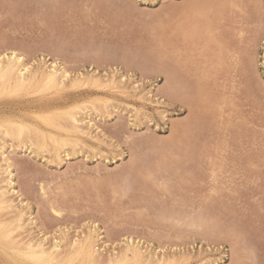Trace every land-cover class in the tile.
Wrapping results in <instances>:
<instances>
[{
	"label": "rangeland",
	"instance_id": "rangeland-1",
	"mask_svg": "<svg viewBox=\"0 0 264 264\" xmlns=\"http://www.w3.org/2000/svg\"><path fill=\"white\" fill-rule=\"evenodd\" d=\"M219 1L216 0L217 3ZM226 1L228 8L225 5ZM226 1H220L224 3L222 5V7L225 6L223 7L225 8L224 12L219 11L217 15L216 11H211L212 15L214 14L211 17L215 22L214 26L217 25L215 26V32L218 30L217 37L222 33L220 38L218 37L219 41L221 44L226 42L224 46L229 50L224 52L225 49L222 45L223 55L219 56L216 52L214 53L218 59L215 56L213 58L215 61L212 59L215 64L212 62L204 64L201 58L196 57L197 53L192 57L194 51L190 48L192 55L186 53L187 50L180 53L179 56L182 58L179 57V49L183 48L177 46L179 49L177 51L175 49L178 61L175 63L176 66L174 63L172 64V60H176V57H172L173 55L169 51L171 52V42L175 39V35L172 33L176 34L174 30V26L177 25V23L175 25V15H177V10L187 2L186 0H0V59L11 65L14 60L12 52H15L16 57H22V62L31 70L39 72L48 71L50 63L56 61L57 73L65 71L68 75L62 86L45 85L43 81L41 83L39 80V82L36 81L33 85L18 91L0 87V123L17 120L22 124H28L19 139L16 137L19 128L10 127L11 135L7 138L2 136L4 129L0 128V186L2 185L0 188L5 190L6 199L11 206L9 209L0 208V216L3 214L0 217V264H88L83 261L81 255L76 254V250L89 233H92L94 238L95 254L97 253L99 256L98 259L104 260L103 262L101 259L98 264H240L242 260L246 261V263L242 261V264H247V262L248 264H264V0ZM241 10L244 13H241ZM170 12L175 13L170 15ZM222 12L223 15H221ZM170 17L175 18L174 23L170 22ZM216 21H218L217 24ZM170 24L174 28H170ZM222 26L225 28H221ZM170 32L171 35H169ZM170 37L173 39L170 40ZM179 38L176 40L180 41ZM181 42L175 44H182ZM184 47L187 49L188 45H184ZM218 57H222V59L220 58L219 61ZM225 58H227L226 62ZM184 59L189 63L186 61L184 64ZM194 62L201 63L195 64ZM211 64L212 70L210 69ZM221 64L224 66L220 67ZM196 65L201 66V71L200 67L198 68ZM214 67L216 70H213ZM179 68H183L185 71L181 72L183 69ZM173 70L175 72H172ZM212 71H215V75ZM183 73L186 74L185 77ZM202 73L203 76L205 75L204 77L201 76ZM172 77L174 79L170 80ZM175 78L178 79V87L174 85L177 84L174 82ZM213 78L216 81L212 80ZM175 89L176 91H174ZM200 89L204 91H200ZM203 97L205 99L202 100ZM221 100L226 104H223ZM199 102L203 104L202 107ZM207 103H211L215 108ZM220 103L223 107L219 106ZM205 104L207 105L205 106ZM187 105L193 108L187 109ZM229 106L234 110L232 111ZM72 107H77L74 113L77 112L76 117L82 132L80 130L73 131L69 125H66L67 116L64 114ZM203 107L205 108L203 109ZM218 107L219 109L216 111L219 112V115L217 116L218 112L216 113L215 109ZM208 108L211 110L210 115L209 110L204 111ZM201 112H208V116ZM47 113L50 114L44 115ZM215 114V118L211 117ZM194 115L196 117L191 120ZM197 115L200 117L199 120ZM220 116L223 117L220 119ZM237 118H243V120ZM207 122L210 123L207 124ZM187 125H190L189 129L186 127ZM191 125L197 129L194 127V130ZM181 126L186 127V131L190 130L189 133L180 131ZM214 126H218V131ZM68 127L70 128L67 129ZM232 127L235 128L232 129ZM197 130L202 131L200 133ZM248 131L250 132L248 133ZM52 134L57 139L56 137L51 138ZM204 134L205 136H203ZM235 134L238 137L237 135L235 137ZM48 135L50 137H47ZM222 135L224 136L222 137ZM60 136L65 139L64 143L62 139H59L62 140L59 142L58 137L60 138ZM253 136L257 138H251ZM189 137L190 139H186ZM191 137L197 139L194 138L195 140L192 141ZM234 139L240 141H234ZM242 139L247 145L242 142ZM22 140L24 141L22 142ZM185 140H191L190 144L193 146L190 148L191 151L188 149L189 142ZM207 141L209 145L206 144ZM184 144L186 145L184 146ZM202 144L204 147H209L204 149ZM222 146L225 147V150ZM227 146L229 147L227 148ZM183 147H186L185 150L182 149ZM200 149L203 151L200 152ZM213 149L215 153L217 151V155L212 153ZM204 150L207 154L204 153ZM177 152L180 153L177 154ZM190 153L191 155H188ZM261 153L263 154L261 155ZM212 155L214 156L212 157ZM181 156L182 160H179L178 158ZM190 156H192V160H190ZM235 157L239 159L237 160ZM220 158L226 161L222 164ZM186 159L190 160V165ZM206 159L208 160L206 161ZM212 159L213 161H211ZM252 159L256 160L257 164ZM131 160L132 163H130ZM191 161L193 162L191 163ZM214 161L219 163L216 164ZM245 161H247V165H245ZM193 163H195L193 166L198 164L197 167H193ZM204 163H207L205 165L210 164V166L206 167ZM142 164L143 166L145 164L144 168L146 169H140ZM186 164L190 167H187ZM213 164L216 165L211 168L214 166ZM227 165H230V168ZM162 166H168V168ZM222 166L225 169L228 168L227 172ZM148 167L155 168V172ZM184 168H196L193 173H197V176L200 175L199 177L203 178L201 179L203 185L200 184V180L195 183H199L198 186H203L202 196L208 195L209 197H204L206 201L203 200L208 205L201 204L205 214L208 213L206 218L212 216L207 208H216L211 210V214L214 215L212 218H219L215 220L209 218L206 221L207 228L205 225L202 226L203 230L214 229H211L214 233L209 232L212 239L206 233H202L204 232L202 228L197 231L196 227L189 226L190 217L187 214L189 213V203L188 198H185L189 197V194L186 192L187 183L185 182L187 180L184 178L187 170L182 171ZM198 168L202 169V173L201 171L197 172ZM211 169L216 172L213 171V174ZM222 169L225 173L222 172ZM238 169L241 171L239 172ZM251 171L253 172L251 173ZM9 173H12L14 193L7 186ZM208 173L214 175L213 181H217L216 183L210 180L211 175ZM254 176L255 178H253ZM194 177L195 180L200 179L196 177V174ZM208 180L212 181V184H216V187L219 186V181H223L222 186L217 187L220 193L207 187L210 183ZM235 183L236 185H234ZM115 184L122 190H118ZM110 186H114L117 190ZM206 187L212 192L208 191ZM143 188L146 189L145 193L142 191ZM213 194H215L214 196L219 195L217 199H223L219 201L215 197L217 202L213 199ZM210 202L214 204L212 208ZM215 205H219V208L217 209ZM240 205L243 206L240 207ZM220 207H223V210ZM17 210L25 212L23 218L26 219L22 220L23 229L11 231L9 237H6L4 236L5 231L14 230L15 225L11 222L17 214ZM220 212L224 214V217L220 216L222 215ZM186 215L188 216L186 217ZM226 218L234 223L235 229ZM224 219L227 220V223ZM216 220L219 221V224ZM220 225L222 226L218 227ZM229 226L230 230L228 231ZM226 229L227 232H225ZM231 232L233 235H230ZM241 232L242 234H240ZM234 234L239 235L240 239L238 238V240L240 241L234 238ZM202 235L205 237L203 238ZM226 235L227 237H224ZM78 239L80 242H77ZM233 239L238 241L235 247ZM12 240L14 243H10ZM31 240L35 243L42 242L44 249H49L58 243L59 250L55 259L47 262L44 259H39L41 261L29 260L25 243ZM131 240L132 245L137 246L144 257L142 256L140 260H132V258L119 260L118 255L127 243L131 244ZM230 242L233 243V246L229 245ZM242 248L243 251L246 248L245 252H248L246 258ZM238 250L242 251L241 253L244 255ZM247 258L249 261L246 260Z\"/></svg>",
	"mask_w": 264,
	"mask_h": 264
},
{
	"label": "bare ground",
	"instance_id": "bare-ground-1",
	"mask_svg": "<svg viewBox=\"0 0 264 264\" xmlns=\"http://www.w3.org/2000/svg\"><path fill=\"white\" fill-rule=\"evenodd\" d=\"M185 1V0H184ZM187 2L179 9V10H177L176 12V14L177 15H175V25H176V23H177V25L176 26H174L175 27V31H176V34H173L172 33V35H175V39L172 41V42H174V43H172L171 42V46H170V49H171V52L169 51V53H171V55H173L172 57H174L175 55H176V51H177V49H179L178 47H181V48H183V49H185V50H183V49H179V54H178V56L179 55H181L180 53L182 52H185V51H187L188 50V52H186V53H191L190 52V50H192V51H194V53H193V56L192 57H194V55H196L195 53H197V55H196V57H198V58H201V60H203V62H204V64L207 62L208 64L210 63V62H214L215 60L213 59V58H215L216 56H215V52L217 53V54H219V56L220 55H223V48L225 49V51L224 52H226V50L228 51L229 50V48L228 47H225L224 46V44L226 43V42H224V43H222L221 44V42L219 41V36L222 34H218V37H217V32H218V30H217V32H215V26H217V25H215L214 26V23L215 22H213L214 20L212 19L213 17H211V16H213L212 15V12L211 11H216L217 12V15H218V13H219V11H223L224 12V9L225 8H223V7H225V6H223L222 7V5H224V3H221L222 1L224 2V0H220L218 3L216 2V0H186ZM226 1V0H225ZM236 1H238V0H236ZM174 2V1H173ZM172 2V3H173ZM183 2V1H182ZM246 2V1H245ZM97 3V2H96ZM229 3V2H228ZM234 3V2H233ZM237 3V2H236ZM180 4H181V2H180ZM227 4V1H226V3H225V5ZM255 4H257L256 2H255ZM177 5V4H176ZM169 6V5H168ZM240 6V5H239ZM178 7V6H177ZM235 7V6H234ZM223 8V10H220V9H222ZM226 8H228V6L226 5ZM244 8V7H243ZM246 8V7H245ZM260 7L258 6V9H259ZM173 9H175V8H173ZM231 9H233V8H231ZM171 10V9H170ZM176 10V9H175ZM227 10V9H226ZM229 10V9H228ZM238 10H239V8H238ZM252 10V9H251ZM173 11V10H172ZM171 11V12H172ZM230 11V10H229ZM231 11H233V10H231ZM237 11V10H236ZM248 11V10H247ZM170 12V13H171ZM216 12H215V15H216ZM223 12L221 13V15H223ZM256 12H258V11H256ZM262 12V11H261ZM175 13V12H174ZM173 13V14H174ZM229 13V12H228ZM233 13V12H232ZM235 13V12H234ZM241 13H244L242 10H241ZM260 13V12H259ZM172 13L170 14V15H173ZM169 15V14H168ZM169 15V16H170ZM231 15V14H230ZM262 15V14H261ZM177 16V17H176ZM255 16H257V15H255ZM172 17H174V16H172ZM172 17H170V22H172V23H174V19L172 18ZM215 17H217V16H215ZM223 17V16H222ZM243 17V16H242ZM244 17H246V16H244ZM224 18V17H223ZM252 18V17H251ZM216 19V18H215ZM229 19V18H228ZM232 19H233V17H232ZM237 19H239V18H237ZM259 19V18H258ZM173 20V21H172ZM221 20V19H220ZM235 20V19H234ZM244 20H246V19H244ZM248 20V19H247ZM246 20V21H247ZM255 20V19H254ZM163 21V20H162ZM168 21V22H169ZM219 21V20H218ZM218 21H216V24H217V22ZM228 21V20H227ZM164 22V21H163ZM169 22V23H170ZM223 22V21H222ZM158 23V22H157ZM166 23V22H165ZM171 23V24H172ZM233 23H234V21H233ZM232 23V24H233ZM258 23H259V20H258ZM163 24V23H162ZM171 24H170V28H174L173 27V25L171 26ZM230 24H231V21H230ZM234 24H236V25H238L237 23H234ZM261 24V23H260ZM161 25V24H160ZM223 25H225V24H223ZM250 25V24H249ZM264 25V24H263ZM241 26V25H240ZM258 26V25H257ZM220 27V26H219ZM164 28V27H163ZM169 28V27H168ZM221 28H223V26L221 27ZM225 28V27H224ZM223 28V29H224ZM228 28V27H227ZM226 28V29H227ZM230 28H231V26H230ZM247 28V27H246ZM241 29V28H240ZM243 29V28H242ZM259 29V28H258ZM162 30V29H161ZM164 30V29H163ZM162 30V31H163ZM168 30V29H167ZM219 30H221V29H219ZM229 31V30H228ZM239 31V30H238ZM245 31V30H244ZM219 32H221V31H219ZM224 32V31H223ZM241 32V31H240ZM254 32V31H253ZM162 33V32H161ZM167 33V32H166ZM256 33V32H255ZM223 34H225V33H223ZM234 34V33H233ZM238 34V33H237ZM241 34V33H240ZM243 34V33H242ZM254 34V33H253ZM260 34H262V33H260ZM169 35H171V32H170V34ZM225 36V35H224ZM223 36V37H224ZM234 36V35H233ZM232 36V37H233ZM236 36H238V35H236ZM256 36V35H255ZM172 37V36H171ZM170 37V38H171ZM174 37V36H173ZM178 37H180L178 40H180V41H177L176 39L178 38ZM222 37V38H223ZM227 37V36H226ZM226 37H225V39H226ZM240 38H241V36H239ZM258 37V36H257ZM234 38V37H233ZM236 38V37H235ZM248 38H250V37H248ZM173 38H171L170 40H172ZM228 39V38H227ZM239 39V38H238ZM222 40V39H221ZM182 41V42H181ZM184 41V42H183ZM226 41V40H225ZM239 41V40H238ZM246 41V40H245ZM166 42V41H165ZM170 42V41H169ZM177 42H181L182 44H179V45H177V44H175V43H177ZM157 43H159V42H157ZM167 43V42H166ZM246 43H248V42H246ZM167 44H169V43H167ZM163 45H165V44H163ZM173 45V46H172ZM184 45H188V47H187V49L184 47ZM222 45H223V48H222ZM226 45H228V44H226ZM239 45V44H238ZM158 46H159V44H158ZM178 46V47H177ZM229 46V45H228ZM172 47V48H171ZM230 47V46H229ZM236 48H237V46H235ZM189 48H190V50H189ZM234 48V46L232 47V49ZM239 48V47H238ZM248 48V47H247ZM162 49V48H161ZM174 49V50H173ZM175 49H176V51H175ZM242 49V48H241ZM172 50H173V52L175 53H173L172 54ZM181 50V51H180ZM183 50V51H182ZM238 50V49H237ZM208 52H211V54H208ZM221 52V53H220ZM236 52V51H235ZM234 52V53H235ZM240 52V51H239ZM249 52V51H248ZM13 53V58H14V60H13V63L11 64V65H8V64H6L3 60H1L0 59V87L1 88H4V87H8V88H10L11 90H15V91H18V90H22V89H25L27 86H30V85H33L36 81L37 82H39V80H40V82L41 83H43L44 82V84L45 85H49V86H62L64 83H65V80H67V77H68V75L66 74V72L65 71H62V72H59V73H57V69H56V61H52V63H50V65H49V67H50V69L48 70V71H45V72H39L38 70H31L25 63H23L22 62V57H16V54H15V52H12ZM158 53H160V52H158ZM168 53V52H167ZM228 53V52H227ZM225 54V53H224ZM164 55H166V54H164ZM190 55H192V54H190ZM233 55H235V54H233ZM240 55H243V54H240ZM6 56V55H5ZM183 56V55H182ZM186 57H187V55H185ZM215 56V57H214ZM230 56V55H229ZM245 56V55H244ZM176 57V60H172V64L174 63H177L178 61H177V56H175ZM174 57V58H175ZM179 57H181V56H179ZM178 57V58H179ZM226 57H228L227 55H226ZM231 57V56H230ZM236 57V56H235ZM168 58V57H167ZM182 58V57H181ZM219 58V61H220V58L222 59V57H218ZM233 58V57H232ZM180 59V58H179ZM178 59V60H179ZM188 59V58H187ZM190 59H192L191 57H190ZM212 59L214 60V61H212ZM216 59H217V57H216ZM227 58H225V62L227 61L226 60ZM228 59L230 60V58L228 57ZM247 59H249V58H247ZM10 60V59H9ZM185 61H183L184 62V64H186V63H189L186 59H184ZM194 60V59H193ZM195 60H196V58H195ZM194 60V61H195ZM197 60H199V59H197ZM218 60V59H217ZM224 60V59H223ZM223 60H221V62H223ZM235 60V59H234ZM243 60V59H242ZM246 60V59H245ZM187 61V62H186ZM233 61V60H232ZM186 62V63H185ZM191 62H192V60H191ZM196 62V61H195ZM194 62V63H195ZM236 62V61H235ZM194 63H193V66H194ZM201 62H199V63H195V64H200ZM217 61H216V65H217ZM238 63V62H237ZM249 63H250V61H249ZM10 64V63H9ZM179 64H180V62H179ZM178 64V65H179ZM181 64H182V62H181ZM203 64V63H202ZM213 64H215V63H213ZM223 64H224V62H223ZM228 64V63H227ZM234 64V63H233ZM176 66H177V64H175ZM188 65V64H187ZM216 65H215V67H216ZM246 65V64H245ZM175 66V67H176ZM196 66H198V65H196ZM207 66V65H206ZM221 66H224V65H220V67ZM227 66V65H226ZM229 66V65H228ZM175 67H174V69H175ZM179 67V66H178ZM191 67V66H190ZM200 67V71H201V66H198V68ZM204 67V66H203ZM208 67V66H207ZM214 67V68H215ZM237 67V66H236ZM239 67V66H238ZM245 67V66H244ZM62 68V67H61ZM184 68V67H183ZM183 68H179L180 70H182ZM197 68V67H196ZM213 68V70H216V68L214 69ZM46 69V68H45ZM191 69V68H190ZM194 69V68H193ZM205 69H206V67H205ZM207 69H209V68H207ZM210 69L212 70V64H211V67H210ZM225 69H226V67H225ZM230 69V68H229ZM47 70V69H46ZM64 70V69H63ZM175 70H177V69H175ZM196 70V69H195ZM227 70V69H226ZM233 70V69H232ZM245 70V69H244ZM185 70L183 69L181 72H184ZM190 71V70H189ZM209 71V70H208ZM219 71V70H218ZM241 71V70H240ZM172 72H175L174 70L172 71ZM192 72V71H191ZM199 72V71H198ZM203 72V71H202ZM205 72V71H204ZM206 72H207V70H206ZM213 72V71H212ZM211 72V73H212ZM215 72V71H214ZM213 72V73H214ZM227 72V71H226ZM194 73H196V72H194ZM210 73V72H209ZM218 73V72H217ZM219 73H220V71H219ZM241 73V72H240ZM175 77H177L175 74H173ZM172 75V76H173ZM185 75L186 74H184L183 73V76L185 77ZM201 75V74H200ZM211 75V74H210ZM209 75V76H210ZM213 75V74H212ZM214 75H215V73H214ZM225 75H227V74H225ZM238 75V74H237ZM243 75V74H242ZM192 76V75H191ZM201 76H203V73H202V75ZM205 76V75H204ZM203 76V77H204ZM220 76H222V75H220ZM180 77V76H179ZM190 77V76H189ZM194 77V76H193ZM197 77V76H196ZM207 77V76H206ZM227 77V76H226ZM225 77V78H226ZM239 77V76H238ZM169 78V77H168ZM178 78V77H177ZM177 78H175V80L176 81H174L175 83H177V84H174L175 86L177 85V87H178V82H177ZM190 78H192V77H190ZM220 78V77H219ZM174 79V77H172V78H170V80H173ZM189 79V78H188ZM193 79V78H192ZM196 79V78H195ZM207 79V78H206ZM211 79V78H210ZM215 78H213L212 80H214ZM169 80V81H170ZM191 80V79H190ZM223 80V79H222ZM43 81V82H42ZM76 81H79V79H76ZM182 81V80H181ZM184 81V80H183ZM215 81H216V79H215ZM217 81H218V79H217ZM67 82V81H66ZM173 82V81H172ZM185 82V81H184ZM195 82V81H194ZM200 82H201V80H200ZM170 83H171V81H170ZM215 83V82H214ZM213 83V84H214ZM247 83V82H246ZM194 84H196V83H194ZM197 84H199L198 82H197ZM202 84V83H201ZM207 84V83H206ZM210 84V83H209ZM189 85V84H188ZM219 85H221V84H219ZM170 86H172L173 87V85H170ZM182 86V85H181ZM200 86V85H199ZM193 87V86H192ZM211 87V86H210ZM210 87H208V88H210ZM219 87V86H218ZM224 87V86H223ZM176 88V87H175ZM185 88V87H184ZM183 88V89H184ZM201 88V87H200ZM196 89H197V87H196ZM170 90V89H169ZM173 89H171L170 91H172ZM181 90V89H180ZM191 90V89H190ZM189 90V91H190ZM198 90V89H197ZM201 90H203V89H200V91ZM214 90V89H213ZM219 90V89H218ZM238 90V89H237ZM174 91H176V89L174 90ZM204 91V90H203ZM243 91V90H242ZM191 92V91H190ZM199 92V91H198ZM215 92V91H214ZM219 92V91H218ZM245 92V91H244ZM249 92V91H248ZM175 93V92H174ZM181 93V92H180ZM203 93V92H202ZM202 93H201V96H202ZM213 93V92H212ZM228 93H230V92H228ZM238 93H239V91H238ZM187 94V93H186ZM198 94V93H197ZM176 95V94H175ZM215 95V94H214ZM225 96H226V94H224ZM223 95V96H224ZM243 95V94H242ZM186 96V95H185ZM192 96H193V94H192ZM196 96V95H195ZM198 96H199V94H198ZM211 96V95H210ZM213 96V95H212ZM249 96V95H248ZM175 97V96H174ZM200 97V96H199ZM215 97V96H214ZM183 98V97H182ZM218 98V97H217ZM199 99V98H198ZM203 99H205L204 97L202 98V100ZM212 99V98H211ZM225 99V98H224ZM223 99V100H224ZM194 100V99H193ZM192 100V101H193ZM200 100H201V98H200ZM201 100V101H202ZM208 100V99H207ZM216 100V99H215ZM226 100V99H225ZM228 100H229V98H228ZM203 102V101H202ZM207 102V101H206ZM213 102H214V99H213ZM213 102H212V104H213ZM219 102V101H218ZM221 102H222V100H221ZM232 102V101H231ZM230 102V103H231ZM188 103V102H187ZM190 103H192V102H190ZM200 103V102H199ZM209 103V102H208ZM207 103V104H208ZM223 103V102H222ZM222 103H220L221 105H219V106H222ZM201 104V103H200ZM207 104H205V106L207 105ZM215 104V103H214ZM223 104H226V103H223ZM227 104H228V102H227ZM232 104V103H231ZM190 105V104H189ZM202 105L203 104H201L200 106L202 107ZM208 105H210L211 107H214L213 105H211V103L210 104H208ZM218 105V104H217ZM230 105V104H229ZM97 106V105H96ZM101 106V105H100ZM193 106H195L194 104H193ZM215 106H216V104H215ZM231 106H233V105H231ZM185 107H186V104H185ZM191 107V106H190ZM188 105H187V109H191V108H193V107H191L190 108ZM197 107V106H196ZM195 107V108H196ZM208 107V106H207ZM223 107V106H222ZM227 107V106H226ZM230 107V106H229ZM228 107V108H229ZM101 108V107H100ZM194 108V109H195ZM205 107H203V109H204ZM215 108V107H214ZM197 109V111H199L198 110V108H196ZM202 109V108H201ZM201 109H200V111H201ZM210 108H208V109H205L204 111L206 112V110H209ZM213 109V108H212ZM217 109H219V107L218 108H216L215 109V111L217 110ZM224 109V108H223ZM230 109H231V107H230ZM239 109V108H238ZM74 110H77V107H72V109L71 110H67V112L64 114V111H62L63 112V114H64V116H67L66 118V120H67V123H66V125H69L70 127H71V130H73V131H79L80 130V127H79V120L77 119V117H76V113L77 112H75L74 113ZM86 110V109H85ZM96 110V109H95ZM229 110V109H228ZM232 110V109H231ZM230 110V111H231ZM234 110V109H233ZM232 110V111H233ZM66 111V110H65ZM84 111V110H83ZM190 111V110H189ZM192 111H193V109H192ZM213 111V110H212ZM59 112V111H58ZM205 112H203V113H205ZM218 111H216V113H217ZM228 112V111H227ZM227 112H226V115H228L227 114ZM236 112H237V109H236ZM235 111H234V113H236ZM59 113H61V111L59 112ZM196 114H197V112H195ZM202 113V112H201ZM201 113H198V114H201ZM202 113V114H203ZM210 113H211V110H209V115H210ZM224 113V112H223ZM232 113V112H231ZM50 113H47V114H44V115H46V116H48ZM55 114V113H54ZM56 114H57V112H56ZM80 114V113H79ZM205 114H207V116H208V112L207 113H205ZM212 114H214L213 112H212ZM211 114V115H212ZM241 114V113H240ZM83 115V114H82ZM219 115V112H218V114H217V116ZM220 115H222L221 114V112H220ZM225 115V114H224ZM234 115H236V114H234ZM239 115V114H238ZM242 115V114H241ZM198 117H197V119L199 120V115H197ZM206 116V115H205ZM231 116V115H230ZM243 116V115H242ZM194 117H196L195 115L191 118V120L194 118ZM211 117H216V114H215V116H211ZM223 117V116H222ZM221 116H220V119L222 118ZM226 117V116H225ZM229 117V116H228ZM232 117L233 118H235L233 115H232ZM231 117V119H233ZM236 117H238V116H236ZM241 117V116H240ZM227 118V117H226ZM225 118V119H226ZM245 118V117H244ZM203 119V118H202ZM217 119V118H216ZM238 119V118H237ZM66 120H65V122H66ZM194 120V119H193ZM196 120V119H195ZM201 120V119H200ZM214 120V119H213ZM218 120H219V118H218ZM238 120H243V118L241 119H238ZM197 121V120H196ZM217 121V120H216ZM216 121H212V122H216ZM224 121H227V120H224ZM229 121V120H228ZM236 121V120H235ZM192 122V121H191ZM190 122V123H191ZM201 123H202V121H200ZM219 122H220V120H219ZM229 122H232V121H229ZM189 123V124H190ZM197 123V122H196ZM200 123V124H201ZM208 123H210V122H207V124ZM224 123H226V122H224ZM223 123V124H224ZM247 123V122H246ZM56 124V123H55ZM61 124H63V123H61ZM193 124H195V123H193ZM206 124V125H207ZM212 124V123H211ZM210 124V125H211ZM219 124V123H218ZM221 124V123H220ZM243 124H245V123H243ZM243 124H242V126H243ZM27 125L28 124H22L21 122H19V121H17V120H8V121H6V122H3V123H0V128H3L4 129V131H3V133H2V136L3 137H10V135H11V131L9 130L10 129V127H16V128H19L18 129V131H17V134H16V137L19 139V137H20V135L22 134V131H23V129L25 128V127H27ZM34 125V124H33ZM182 125V124H181ZM186 125V124H185ZM203 125V124H202ZM201 125V126H202ZM217 125V124H216ZM222 125V124H221ZM232 125H233V123H232ZM231 125V126H232ZM236 125V124H235ZM238 125V124H237ZM63 126H64V124H63ZM178 126V125H177ZM177 126H176V129H177ZM189 126L190 125H187L186 127L189 129ZM192 126V125H191ZM197 126V125H196ZM200 126V125H199ZM200 126V127H201ZM224 126V128H225V125H223ZM229 126V125H228ZM246 126V125H245ZM60 127V126H59ZM64 127H66V126H64ZM70 127H68L67 129H69ZM186 127H184V126H181L180 128L181 129H179L180 131H184V133H186V132H188V131H190V130H188V131H186ZM193 127V126H192ZM195 127V126H194ZM194 127H193V129H194ZM199 127V128H200ZM207 127V126H206ZM209 127V126H208ZM218 127V126H217ZM217 127H215L214 126V128H216L217 129ZM236 127V126H235ZM235 127H232V129L233 128H235ZM179 128V127H178ZM182 128H183V130H182ZM196 129H197V127H195ZM198 128V129H199ZM203 128V127H202ZM201 128V129H202ZM213 128V127H212ZM239 128H240V126H239ZM40 129V128H39ZM190 129H191V127H190ZM207 129H209V128H207ZM227 129H229V128H227ZM237 129H238V127H237ZM45 130V129H44ZM195 130V129H194ZM211 130V129H210ZM219 130H220V128H219ZM223 130V129H222ZM236 130V129H235ZM46 131V130H45ZM81 131V130H80ZM174 131H177V130H174ZM179 131V132H180ZM186 131V132H185ZM191 131H192V129H191ZM198 132H200L201 133V131H199V130H197ZM217 131H218V129H217ZM227 131V130H226ZM231 131H233V130H231ZM82 132V131H81ZM220 132H222V131H220ZM238 132H240V131H238ZM237 132V133H238ZM245 132V131H244ZM250 131H248V133H249ZM252 132V131H251ZM88 133V132H87ZM174 133V132H173ZM183 133V134H184ZM189 133V132H188ZM193 134H194V132H192ZM196 133V132H195ZM199 133V134H200ZM209 133V132H208ZM211 133V132H210ZM216 133V132H215ZM226 133V132H225ZM235 133V132H234ZM246 133V132H245ZM247 133V134H248ZM51 134V133H50ZM191 134V133H190ZM205 134H206V132H205ZM205 134L203 135V136H205ZM220 134V133H219ZM224 134V133H223ZM229 134V133H228ZM240 134V133H239ZM242 134V133H241ZM251 134V133H250ZM254 134V133H253ZM23 135V134H22ZM31 135V134H30ZM47 135V134H46ZM92 135V134H91ZM195 135H197V133L195 134ZM230 135V134H229ZM228 135V136H229ZM236 135L237 134H235V137H236ZM255 135H257V134H255ZM182 135L180 134V137H181ZM184 136H185V134H184ZM190 136V135H189ZM191 136H193L192 134H191ZM201 136V135H200ZM212 136V135H211ZM224 135H222V137H223ZM230 136H232V135H230ZM229 136V137H230ZM241 136V135H240ZM247 136V135H246ZM252 136V135H251ZM258 136V135H257ZM47 137H50L49 135L47 136ZM46 137V138H47ZM54 137H56V136H54L53 134H52V137L51 138H53L54 139ZM92 137H93V135H92ZM179 137V136H178ZM179 137V138H180ZM197 137V136H196ZM196 137H191V140L193 141V140H195L194 138H196ZM221 137V138H222ZM232 137H234V136H232ZM237 137H238V135H237ZM256 137V136H255ZM254 136L253 137H251V138H255ZM39 138V137H38ZM65 138V137H64ZM182 139H183V137H181ZM220 138V137H219ZM220 138V139H221ZM225 138V137H224ZM223 138V139H224ZM241 138V137H240ZM242 138H243V136H242ZM257 138V137H256ZM52 139V140H53ZM56 139H57V137H56ZM56 139L54 140L55 142H56ZM59 139H62V140H59ZM176 139H177V137H176ZM186 139H190V137L189 138H186ZM197 139V138H196ZM232 139V138H231ZM3 140H5V139H3ZM58 140H59V142H65V139H63V137L62 136H60V138L58 137ZM191 140H189V141H187V140H185V141H187V142H189L188 144H189V148L188 149H190V148H192L193 146H191V144H190V142H191ZM207 140H208V138H207ZM228 140V139H227ZM226 140V141H227ZM238 140V139H237ZM237 140H235L234 139V141H237ZM243 140V139H242ZM249 140V139H248ZM253 140V139H252ZM6 141V140H5ZM17 141V140H16ZM24 140H22V142H23ZM33 142H34V140H32ZM176 141V140H175ZM178 141V140H177ZM204 141V140H203ZM212 141V140H211ZM220 141V140H219ZM225 141V140H224ZM223 141V142H224ZM225 141V142H226ZM238 141H240V140H238ZM21 142V143H22ZM58 142V141H57ZM72 142V141H71ZM179 142V141H178ZM177 142V143H178ZM206 142V141H205ZM204 142V143H205ZM222 142V143H223ZM231 142V141H230ZM242 142H244V140L242 141ZM248 142V141H247ZM61 144V145H65V144ZM192 143V142H191ZM197 143H199V142H197ZM210 143V142H209ZM212 143V142H211ZM245 143V142H244ZM2 144H3V142H2ZM24 144V143H23ZM34 144V143H33ZM58 144V143H57ZM194 144V143H193ZM206 144H208V141H207V143ZM215 144V143H214ZM226 144V143H225ZM224 144V145H225ZM230 145H231V143H229ZM233 144V143H232ZM246 144V143H245ZM181 145H183L182 143H181ZM186 144H184V146H185ZM200 145V144H199ZM209 145V144H208ZM218 145V144H217ZM222 145V144H221ZM223 145V146H224ZM243 145V144H242ZM247 145V144H246ZM245 145V146H246ZM57 146V145H56ZM60 146V145H59ZM179 146V145H178ZM188 146V145H187ZM186 146V147H187ZM202 146H203V144H202ZM201 146V147H202ZM206 146V145H205ZM214 146V145H213ZM220 146V145H219ZM222 146V148L224 149L225 147H223ZM226 146V145H225ZM29 147V146H28ZM41 147H43V146H41ZM182 147V146H181ZM186 147H183L182 149L183 150H185V148ZM196 147V146H195ZM204 147V146H203ZM206 147H209V146H206ZM206 147H204V149L206 148ZM210 147H212V146H210ZM218 147V146H217ZM229 146H227V148H228ZM232 147V146H231ZM234 147V146H233ZM237 147H238V145H237ZM239 147H240V145H239ZM243 147V146H242ZM248 147V146H247ZM82 148V147H81ZM178 148V147H177ZM221 148V147H220ZM103 149V148H102ZM199 149V148H198ZM215 149V148H214ZM213 149V151H212V153L214 152L215 153V150ZM234 149V148H233ZM236 149V148H235ZM243 149V148H242ZM59 150V149H58ZM179 150V149H178ZM182 150V151H183ZM195 150V149H194ZM194 150H193V152H194ZM197 150V149H196ZM225 150V149H224ZM164 151V153H165V150H163ZM189 151V150H188ZM188 151H185V152H188ZM190 151H191V149H190ZM201 151H203V150H201L200 149V152ZM231 151V150H230ZM170 152H171V150H170ZM180 152H181V150H180ZM179 152V153H180ZM210 152V151H209ZM223 151H221V154H223L222 153ZM58 153V152H57ZM178 152H177V154H179ZM204 153L205 154H207V152H206V150H204ZM203 153V154H204ZM234 153V152H233ZM173 154H176V153H173ZM173 154H172V156H173ZM183 154V153H182ZM202 154V155H203ZM219 154V153H218ZM220 154V155H221ZM227 154V153H226ZM230 154H232V153H230ZM239 154H241V153H239ZM244 154V153H243ZM247 154H250V153H247ZM263 153H261V155H262ZM1 155H2V153H1ZM163 155H165V154H163ZM162 155V156H163ZM181 155V154H180ZM184 155V154H183ZM188 155H191V153L190 154H188ZM201 155V156H202ZM214 155H217V151H216V153L214 154ZM214 155H212V157L214 156ZM168 156V155H167ZM171 155H169V157H170ZM171 156V157H172ZM197 156V155H196ZM206 156V155H205ZM204 156V157H205ZM209 156H210V154H209ZM222 156V155H221ZM232 156V155H231ZM235 156V155H234ZM239 156V155H238ZM252 156H253V154H252ZM166 157V156H165ZM174 157V156H173ZM176 157H178V156H176ZM185 157V156H184ZM191 157V159L190 160H192V156H190ZM194 158H195V156H193ZM216 157V156H215ZM214 157V158H215ZM223 157V156H222ZM246 157V156H245ZM250 157V156H249ZM249 157H247V158H249ZM256 157H257V155H256ZM255 157V158H256ZM260 157H262V156H260ZM168 158V157H167ZM180 158H182V156L181 157H179L178 159L179 160H182V159H180ZM186 158H188V157H186ZM197 158H199L198 156H197ZM217 158H218V156H217ZM216 158V159H217ZM252 158V157H251ZM50 159V158H49ZM177 159V158H176ZM200 159V158H199ZM209 159H211V158H209ZM221 159V158H220ZM226 159H229V158H226ZM231 159V158H230ZM235 159H237L236 157H235ZM239 159V158H238ZM237 159V160H238ZM136 160V159H135ZM169 160V159H168ZM175 160V159H174ZM178 160V161H179ZM184 160V159H183ZM187 160V159H186ZM189 160V161H190ZM196 160V159H195ZM194 160V161H195ZM204 160H205V158H204ZM204 160H203V162H204ZM208 159H206V161H207ZM215 160V159H214ZM222 160V159H221ZM232 160V159H231ZM245 160V159H244ZM247 160V159H246ZM252 160H254V159H252ZM177 161V162H178ZM188 161V160H187ZM189 161H188V164H189ZM211 161H213V159L211 160ZM220 161V160H219ZM224 161H226V160H222V164L224 163ZM255 161L256 160H254V163H255ZM258 161V160H257ZM186 162V161H185ZM184 162V163H185ZM193 161H191V163H192ZM196 162H198V161H196ZM209 162H210V160H209ZM215 163H216V161H214ZM230 162V161H229ZM235 162V161H234ZM238 162V161H237ZM247 161H245V163H246ZM258 162H260V161H258ZM262 162H263V159H262ZM130 163H132V160H131V162ZM137 163H138V159H137ZM176 163V162H175ZM201 163V162H200ZM211 163V162H210ZM217 163H219V162H217ZM216 163V164H217ZM241 163V162H240ZM249 163V162H248ZM156 164V163H155ZM154 164V165H155ZM188 164H186V165H188ZM195 163H193L192 164V166L194 165ZM202 164V163H201ZM200 164V165H201ZM205 164H207V163H204V165ZM215 164V165H216ZM221 164V165H222ZM235 164V163H234ZM255 164H257V163H255ZM260 164H261V162H260ZM135 165V164H134ZM133 165V166H134ZM158 165V164H157ZM168 165V164H167ZM176 165V164H175ZM190 165V164H189ZM187 166V167H190V166ZM196 165H198V164H196ZM195 165V166H196ZM214 165V164H213ZM215 165L214 166H212L211 168H213V167H215ZM232 165H233V162H232ZM236 165V164H235ZM245 165H247V163L245 164ZM252 165V164H251ZM254 165V164H253ZM263 165V164H262ZM144 166H145V164H144ZM144 166H143V164H142V167L140 168V169H142V168H144ZM156 166V165H155ZM191 166V167H192ZM195 166H193V167H195ZM206 167L207 166H210V164H208V165H205ZM228 166V165H227ZM230 166V165H229ZM228 166V167H229ZM240 166H242V165H240ZM162 167H165V166H162ZM167 168H168V166H166ZM165 167V168H166ZM183 167V166H182ZM181 167V168H182ZM197 167V166H196ZM206 167H205V170H206ZM238 167V166H237ZM244 167H246V166H244ZM252 167V166H251ZM262 167V166H261ZM136 168H139V167H136ZM149 168V167H148ZM158 168H160V167H158ZM164 168V169H165ZM186 168V167H185ZM183 169L182 171H185V170H187L186 171V177H184L186 180H187V182H185V183H187V194H189V197H185L186 199L188 198V207H189V213H187V214H189V217H190V221L188 220V222H189V226L191 227V228H194V227H196V229H197V231L198 230H200L201 228H202V226L203 225H205V227L208 225H206V221L210 218H206L207 216H206V214H208V213H206L205 214V210L203 209V205L201 206V204L203 203H205L204 205H208L206 202H203V200H205L204 199V197L205 196H202V187L203 186H201V185H203V183L201 182V179H203V178H200L199 176H197V173H193V171H195L194 169H196V168H189V169ZM210 168V167H209ZM222 168H223V166H222ZM230 168V167H229ZM233 168H234V166H233ZM236 168V167H235ZM255 168V167H254ZM144 169H146V168H144ZM150 170L152 169V168H149ZM155 169V168H154ZM154 169H152V170H154ZM199 169V168H198ZM208 169V168H207ZM215 169H218V168H215ZM223 169H225V167L223 168ZM223 169H222V172L223 173H225V171L227 172V170L226 169H228V168H226L225 169V171H223ZM250 169H252V168H250ZM249 169V170H250ZM131 170H133L132 168H131ZM148 170V169H147ZM156 170V169H155ZM155 170L153 171V172H155ZM167 170V169H166ZM165 170V171H166ZM202 169H199V170H197V172L199 171H201ZM210 170V169H209ZM230 170V169H229ZM235 170V169H234ZM237 170V169H236ZM239 170V169H238ZM253 170V169H252ZM145 171V170H144ZM159 171V170H158ZM158 171H156V172H158ZM203 171H204V169H203ZM213 171H215V170H213V169H211V172H213ZM218 171V170H217ZM221 171V170H220ZM241 170H239V172H240ZM255 171H256V168H255ZM148 172H149V170H148ZM152 172V171H151ZM164 172V171H163ZM206 172V171H205ZM207 172H208V170H207ZM206 172V173H207ZM210 172V171H209ZM216 172V171H215ZM219 172V171H218ZM230 172V171H229ZM232 172V171H231ZM247 172V171H246ZM250 172V171H249ZM253 171H251V173H252ZM160 173V172H159ZM201 173H202V171H201ZM233 173V172H232ZM232 173H230V174H232ZM185 174V173H184ZM196 174V177L198 178H200V179H197V180H195V177H194V175ZM209 174V173H208ZM213 174H214V172H213ZM211 175V174H209V175H211V178H210V180H212L213 181V178H215L214 177V175ZM222 174V173H221ZM246 174V173H245ZM244 174V175H245ZM247 174H248V172H247ZM156 175V174H155ZM202 175V174H201ZM207 175V174H206ZM217 175V174H216ZM215 175V176H216ZM229 175V174H228ZM227 175V176H228ZM235 175V174H234ZM254 175V174H253ZM160 176V175H159ZM182 176H184V175H182ZM213 176V177H212ZM220 176V175H219ZM222 176V175H221ZM230 176V175H229ZM236 176V175H235ZM251 176V175H250ZM249 176V177H250ZM11 177H12V173H9V180H8V183H7V186L10 188V189H12V192L14 193V190H13V182H12V179H11ZM155 177V176H154ZM157 178H158V176H156ZM203 177V176H202ZM206 177H208V175L206 176ZM224 178H225V176H223ZM243 177V176H242ZM120 178V177H119ZM122 178V177H121ZM217 178H220V177H217ZM227 178V177H226ZM251 178V177H250ZM253 178H255V176L253 177ZM252 178V179H253ZM116 179V178H115ZM140 179V178H139ZM156 179V178H155ZM166 179V178H165ZM164 179V180H165ZM182 179H183V177H182ZM236 179V178H235ZM240 179V178H239ZM248 179V178H247ZM117 180H118V178H117ZM122 180V179H121ZM149 180V179H148ZM148 180H146V181H148ZM151 180V179H150ZM161 180H162V178H161ZM198 180H200L199 182H201L200 184L201 185H197V184H199V183H195L196 181L198 182ZM224 180V179H223ZM230 180V179H229ZM229 180H228V183H229ZM242 180H244V179H242ZM152 181V180H151ZM150 181V182H151ZM156 181V180H155ZM183 181V180H182ZM209 181V180H208ZM212 181L209 183V186H207L208 188H211L214 192L216 191H218V188L217 187H220V186H222L221 185V183L223 182H221V181H219V186H217L216 187V184H212ZM226 181V180H225ZM249 181V180H248ZM253 181H255V180H253ZM111 183H112V180L110 181ZM116 183H117V181H115ZM138 182H139V180H138ZM142 182V181H141ZM140 182V183H141ZM150 182H148L149 184H150ZM166 182V181H165ZM214 183H216L215 181H213ZM121 183V182H120ZM162 183V182H161ZM208 183V182H207ZM227 183V182H226ZM225 183V185H227ZM109 184V183H108ZM152 184V183H151ZM160 184V183H159ZM164 184V183H163ZM210 184H212V185H210ZM217 184V185H218ZM240 184V183H239ZM110 185V184H109ZM116 185V184H115ZM138 185V184H137ZM145 185V184H144ZM155 185V184H154ZM161 185V184H160ZM205 185V184H204ZM234 185H236V183L234 184ZM2 186V185H1ZM0 186V187H1ZM4 186V185H3ZM118 185H116V187H117ZM140 186V185H139ZM146 186V185H145ZM165 186V185H164ZM228 186V185H227ZM110 187H112V186H110ZM114 187V186H113ZM112 187V188H113ZM152 187H154V186H152ZM158 187V186H157ZM162 187V186H161ZM166 187V186H165ZM199 187V188H198ZM206 187V188H207ZM225 187V186H224ZM115 188V187H114ZM118 188V187H117ZM139 188H142V187H139ZM145 188V187H144ZM143 188V192H144V190H146V189H144ZM150 188V187H149ZM163 188V187H162ZM161 188V189H162ZM205 188V187H204ZM208 188H207V190H208ZM217 189V190H215V189ZM231 188V187H230ZM116 189V188H115ZM114 189V190H115ZM119 189H121L120 187L118 188V190ZM148 189V188H147ZM157 190H158V188H156ZM211 189H209L210 191H211ZM221 189V188H220ZM223 189V188H222ZM221 189V190H222ZM237 189H238V187H237ZM113 190V189H112ZM117 190V189H116ZM122 190V189H121ZM149 190H151V189H149ZM203 190H206V189H203ZM208 190V191H209ZM226 190V189H225ZM228 190V189H227ZM207 191V192H208ZM116 192V191H115ZM120 192V191H119ZM149 192V191H148ZM212 192V191H211ZM219 192V191H218ZM232 192V191H231ZM145 193V192H144ZM150 193V192H149ZM205 193V192H204ZM220 193V192H219ZM223 193H224V191H223ZM227 193V192H226ZM233 193V192H232ZM234 193H235V191H234ZM113 194H114V192H113ZM116 194V193H115ZM120 194V193H119ZM147 194V193H146ZM145 194V195H146ZM207 194V193H206ZM217 194V193H216ZM142 196H143V194H141ZM152 195V194H151ZM204 195V194H203ZM215 194H213L212 195V197L214 196ZM227 195V194H226ZM228 195H230L229 193H228ZM233 195V194H232ZM238 195V194H237ZM256 195V194H255ZM9 196V195H8ZM7 196V197H8ZM210 196H211V194H210ZM219 195H217V196H214V198L213 199H215V197H216V199H217V197H218ZM243 196V195H242ZM152 197H154L153 195H152ZM206 197H208V195L206 196ZM205 197V198H206ZM212 197H210V198H212ZM220 197H222V196H220ZM223 197H225L226 198V196H224L223 195ZM240 197V196H239ZM245 197H246V195H245ZM245 197H244V199H245ZM151 198V197H150ZM149 198V199H150ZM209 198V197H208ZM237 198V197H236ZM254 198V197H253ZM260 198V197H259ZM147 199H148V197H147ZM155 199V198H154ZM186 199H185V201H186ZM197 199V200H196ZM215 199V200H216ZM223 199V198H222ZM222 199H217V200H222ZM228 199V198H227ZM227 199H225V200H227ZM239 199V198H238ZM153 200V199H152ZM210 200V199H209ZM212 200V199H211ZM216 200V201H217ZM237 200V199H236ZM247 200H249V199H247ZM206 201V200H205ZM235 201V200H234ZM242 201V200H241ZM250 201H252V200H250ZM261 201V200H260ZM218 202V201H217ZM217 202H215L216 204H218ZM225 202H227V201H225ZM254 202V201H253ZM209 203V202H208ZM211 203V202H210ZM224 203V202H223ZM245 203H246V201H245ZM135 204V203H134ZM212 204V206H211V208L214 206V204L213 203H211ZM225 204V203H224ZM238 204V203H237ZM242 204V203H241ZM255 204V203H254ZM260 204V203H259ZM262 204V203H261ZM251 205V204H250ZM185 206H186V203H185ZM210 206V205H209ZM215 206H217V205H215ZM219 206V205H218ZM217 206V209L219 208ZM225 206V205H224ZM223 206V207H224ZM227 206H228V204H227ZM232 206H234V205H232ZM243 206V205H242ZM241 205H240V207H242ZM245 206V205H244ZM252 206V205H251ZM187 207V208H188ZM223 207H220L221 208V210H223L222 208ZM229 207V206H228ZM247 207V206H246ZM260 207V206H259ZM0 208H2V209H9V208H11V206L9 205V202H8V200L6 199V192H5V190H3L2 188H0ZM226 208V207H225ZM233 208V207H232ZM236 208V207H235ZM248 208V207H247ZM262 209H263V207H261ZM208 210H210L209 211V214L210 215H212V216H214L213 215V213L211 214V210H214V209H216V208H212V209H210L209 207L207 208ZM206 209V211L208 212V210ZM241 209V208H240ZM19 210V209H18ZM17 210V211H18ZM233 210V209H232ZM242 210V209H241ZM245 210V209H244ZM251 210V209H250ZM253 210V209H252ZM187 211H188V209H187ZM226 211H228V210H226ZM246 211H248V210H246ZM13 212V211H12ZM213 212V211H212ZM215 212V211H214ZM230 212V211H229ZM228 212V213H229ZM238 212H239V210H238ZM6 213V212H5ZM25 213V212H24ZM24 213L22 212V210L21 211H18L17 212V214H16V216L14 217V219H13V222H11L12 224L14 223V230L12 229V230H10V231H5L4 232V236H6V237H9V235H10V232L11 231H20V230H22L23 229V224H22V220H25L26 218H23V216H24ZM57 213V212H56ZM186 213V212H185ZM227 213V212H226ZM227 213V214H228ZM231 213V212H230ZM229 213V214H230ZM243 213H244V211H243ZM0 214H1V212H0ZM168 214V213H167ZM220 214H222V215H220V216H222V217H224L223 215V213H221L220 212ZM252 214V213H251ZM3 215V214H2ZM1 215V216H2ZM168 215H170V214H168ZM234 215V214H233ZM240 215V214H239ZM238 215V216H239ZM247 215V214H246ZM0 216V217H1ZM165 216H167V215H165ZM188 215H186V217H187ZM212 216H211V218H210V220H212L213 218H212ZM250 216V215H249ZM10 217H11V214H10ZM185 217V219H187ZM188 217V218H189ZM7 218V217H6ZM5 218V219H6ZM8 218H9V216H8ZM217 217H215V219H216ZM219 218V217H218ZM217 218V219H218ZM228 218V217H227ZM226 218V219H227ZM234 218V217H233ZM215 219H213V220H215ZM221 219V218H220ZM226 219H224V220H226ZM241 219H243L242 217H241ZM249 219V218H248ZM2 220V219H1ZM228 221L230 220V219H227ZM227 220H226V223H227ZM238 220V219H237ZM217 221V220H216ZM221 221H223V220H221ZM232 221H234L233 219H232ZM239 221V220H238ZM240 221H242V220H240ZM253 221V220H252ZM251 221V222H252ZM210 222V221H209ZM208 222V223H209ZM218 222V224H219V221H217ZM223 222H225V221H223ZM235 222V221H234ZM211 223L213 224V221H211ZM211 223H209V224H211ZM229 223H231L230 221H229ZM237 223V222H236ZM211 224V225H212ZM214 224H216L215 222H214ZM224 224V223H223ZM222 224V225H223ZM232 225L234 224V223H231ZM242 224V223H241ZM251 224V223H250ZM0 225H1V223H0ZM211 225H209L210 227H212ZM222 225H220V226H218V227H221ZM232 225H231V227H232ZM252 225H253V223H252ZM257 225V224H256ZM255 225V226H256ZM188 226V228H190ZM193 226V227H192ZM228 226V225H227ZM207 228V227H206ZM215 228V227H214ZM233 228L235 229V225H233ZM233 228H231V229H233ZM238 228V227H237ZM242 228V227H241ZM257 228V227H256ZM187 229V228H186ZM211 229H213V228H211ZM210 229V231H212L213 232V230H211ZM228 229V228H227ZM227 229H226V231L225 232H227ZM255 229V228H254ZM188 230V229H187ZM192 230V229H191ZM195 230V229H194ZM202 230H203V228H202ZM221 230H222V228H221ZM230 230V226H229V229H228V231ZM240 230H243V229H240ZM26 231V230H25ZM196 231V232H197ZM204 232H202V233H206V235H208L209 236V230L207 231V229L206 230H203ZM223 231V230H222ZM222 231H219V232H222ZM235 231V230H234ZM208 232V233H207ZM225 232H224V234H225ZM233 232V231H232ZM232 232L230 233V235L232 234ZM237 232V231H236ZM243 232V231H242ZM242 232L240 233V234H242ZM23 233V232H22ZM214 233V232H213ZM234 233V232H233ZM238 233V232H237ZM32 234V233H31ZM30 234V235H31ZM20 235H22L21 234V232H20ZM26 235V234H25ZM211 235H212V233H211ZM220 235H222V233H220ZM229 235V234H228ZM233 235V234H232ZM18 236H19V234H18ZM192 236H194V235H192ZM219 236V235H218ZM242 236V235H241ZM202 237L204 238L205 236H203L202 235ZM201 237V238H202ZM207 237V236H206ZM210 237V236H209ZM224 237H227V235L226 236H224ZM233 237V236H232ZM261 237V236H260ZM24 238V237H23ZM211 238V237H210ZM218 238V237H217ZM223 238V237H222ZM229 238L231 239V237L229 236ZM234 238H236V240H238V238H239V235L237 236V234H234ZM82 239V238H81ZM94 238H93V236H92V233H89L85 238H83V241H82V243L80 244V246L77 248V250H76V254L77 255H81L82 257H83V261L85 262V263H88V264H90V263H92V264H98V263H100L101 262V259H98L99 258V256L97 255V253L95 254V250H94V246H93V240ZM197 239V238H196ZM207 239H208V237H207ZM212 239V238H211ZM221 239V238H220ZM224 239V238H223ZM225 239H228V238H225ZM240 239V238H239ZM242 239V238H241ZM245 239V238H244ZM29 240V239H28ZM202 240V239H201ZM229 240V239H228ZM232 240V239H231ZM236 240H234L233 239V241H235V244H234V247H235V245H237L236 243L238 242V241H240V240H238L237 242H236ZM79 241V239L77 240V242ZM214 241V240H213ZM216 241H217V239L215 240V243H216ZM72 242V241H71ZM75 242V241H74ZM80 242V241H79ZM131 242V244H128L127 243V245H125V247L122 249V251H121V253H120V255H118V259L119 260H128V258H132V260H140V259H142L141 257L143 256L142 254V252H141V250L137 247V246H133L132 245V240L130 241ZM129 242V243H130ZM135 242V241H134ZM147 242V241H146ZM188 242V241H187ZM208 242V241H207ZM211 242V241H210ZM228 242V241H227ZM232 242V241H231ZM230 242V243H231ZM10 243H14V241L12 240ZM229 243V245H231V246H233L232 244L233 243H231L230 244ZM246 243V242H245ZM244 243V244H245ZM26 245H25V247H26V249H25V247H24V249L27 251L26 252V254H27V256L30 258H28L29 260H31V261H35V260H39V259H44V260H46V262L47 261H53L54 259H55V256H57L56 254H57V252H58V250H59V245H58V243H55L51 248H49V249H47V248H45L44 249V247H43V245H42V242H38V243H35V242H32V240L31 241H29V242H27V243H25ZM65 244V243H64ZM68 244V243H67ZM240 244V243H239ZM66 245V244H65ZM212 245V244H211ZM21 247V246H20ZM63 247V246H62ZM123 247V246H122ZM243 247V246H242ZM22 248V247H21ZM237 249V248H236ZM246 249V248H245ZM244 249V251H243V248H242V251H243V253L246 251ZM24 250V251H25ZM240 250H241V248H240ZM240 250H238L239 252H240ZM248 251L250 250L249 248L247 249ZM233 251V250H232ZM241 251V252H242ZM240 252V253H241ZM243 253H241L242 255H244ZM247 253L248 252H245V258H246V256H247ZM63 254V253H62ZM239 254V253H238ZM240 254V255H241ZM250 255H251V253H250ZM249 255V256H250ZM102 256V255H101ZM248 256V257H249ZM144 257V256H143ZM236 257H238V256H236ZM252 257V256H251ZM151 258V257H150ZM67 259V258H66ZM104 259H106L105 257H104ZM244 259V258H243ZM250 259V258H249ZM41 260H39V261H41ZM152 260V259H151ZM246 260H248V258L246 259ZM102 261L104 262V260L102 259ZM243 261V260H242ZM242 261H241V263L240 264H242ZM245 261V260H244ZM243 261V262H244ZM249 261V260H248ZM155 262V261H154ZM245 263H246V261H245ZM247 264H248V262H247ZM250 264V263H249Z\"/></svg>",
	"mask_w": 264,
	"mask_h": 264
}]
</instances>
